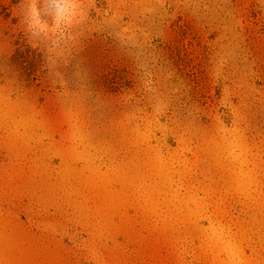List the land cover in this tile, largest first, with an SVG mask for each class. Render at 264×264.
<instances>
[{"label": "rangeland", "instance_id": "obj_1", "mask_svg": "<svg viewBox=\"0 0 264 264\" xmlns=\"http://www.w3.org/2000/svg\"><path fill=\"white\" fill-rule=\"evenodd\" d=\"M0 264H264V0H0Z\"/></svg>", "mask_w": 264, "mask_h": 264}, {"label": "trees", "instance_id": "obj_2", "mask_svg": "<svg viewBox=\"0 0 264 264\" xmlns=\"http://www.w3.org/2000/svg\"><path fill=\"white\" fill-rule=\"evenodd\" d=\"M29 54H31V63L32 65H34V67L39 68V65H40V54H38L37 56L35 55V51L34 50H31L30 48H28L26 50ZM29 56V55H28ZM35 76H37L35 74ZM36 78V77H35Z\"/></svg>", "mask_w": 264, "mask_h": 264}, {"label": "clouds", "instance_id": "obj_3", "mask_svg": "<svg viewBox=\"0 0 264 264\" xmlns=\"http://www.w3.org/2000/svg\"><path fill=\"white\" fill-rule=\"evenodd\" d=\"M62 14H65V15H71L72 13H71L70 9L65 8V9L63 10V13H62Z\"/></svg>", "mask_w": 264, "mask_h": 264}]
</instances>
